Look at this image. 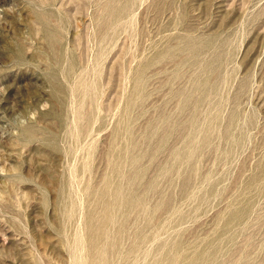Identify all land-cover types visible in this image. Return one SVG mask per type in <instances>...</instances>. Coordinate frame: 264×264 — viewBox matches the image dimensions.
I'll list each match as a JSON object with an SVG mask.
<instances>
[{"label":"rangeland","instance_id":"374dc122","mask_svg":"<svg viewBox=\"0 0 264 264\" xmlns=\"http://www.w3.org/2000/svg\"><path fill=\"white\" fill-rule=\"evenodd\" d=\"M0 264H264V0H0Z\"/></svg>","mask_w":264,"mask_h":264}]
</instances>
